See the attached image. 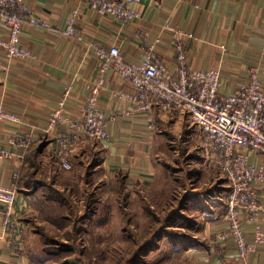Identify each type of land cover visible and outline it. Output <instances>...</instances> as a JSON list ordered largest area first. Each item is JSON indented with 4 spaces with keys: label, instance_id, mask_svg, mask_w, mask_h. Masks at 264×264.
Returning <instances> with one entry per match:
<instances>
[{
    "label": "crops",
    "instance_id": "crops-1",
    "mask_svg": "<svg viewBox=\"0 0 264 264\" xmlns=\"http://www.w3.org/2000/svg\"><path fill=\"white\" fill-rule=\"evenodd\" d=\"M121 1L142 11L143 17L121 23L112 16L99 15L82 0H25L27 13L21 42L31 52L30 57L11 59L0 49V108L21 119L20 122H0V148L8 146L11 138L32 134V143L22 160H0V184L11 187L15 183L18 207H24L15 223L16 230L4 229L0 214V264H31L23 253V237L20 236V228L23 233L26 229L24 215L31 203L28 193L19 186L26 168L25 157L43 143L40 160L47 152H53L59 163L53 141L69 127L66 123L49 130L50 114L70 89L67 115L80 119L81 107L98 76L96 46L119 47L127 62L144 60L154 46L157 57L174 67L173 33L166 28L170 25L193 34V38L184 39L190 65L202 70L220 67L223 93L231 94L245 86L251 67L259 68L264 88V0ZM76 7L80 10L76 36L68 37L64 34L67 17ZM0 34H8L1 22ZM119 90L133 92L134 88L127 80L109 72L98 98L99 107L108 118L109 138L77 141L70 154L72 167L69 170L81 163L87 153L92 158L99 156L100 165L105 169L99 177L110 176V183L124 179V188L141 189L146 193L140 199L141 204H148L166 174L160 153L169 140L163 135L164 130H157L156 122L165 120L168 124L174 115L190 116L184 110L158 106L153 111L151 128L147 115L132 113L133 107L116 95ZM191 127L187 129L186 139L197 148L193 137L196 132L191 131ZM202 149L209 157L206 147ZM251 160L264 164V155L254 154ZM256 188L264 201V183L256 184ZM212 190L195 189L187 192L182 200V207L195 206L199 210L200 214L194 216L197 226L213 231L197 242L204 243L203 249H192L193 254L203 257L205 264H264V244L258 245L246 259L239 258L232 240L224 246L212 245L216 232L226 226L224 214L227 213L229 185H219ZM259 223L264 227V218H260ZM242 225L247 241L252 243L255 224L243 214Z\"/></svg>",
    "mask_w": 264,
    "mask_h": 264
},
{
    "label": "built area",
    "instance_id": "built-area-1",
    "mask_svg": "<svg viewBox=\"0 0 264 264\" xmlns=\"http://www.w3.org/2000/svg\"><path fill=\"white\" fill-rule=\"evenodd\" d=\"M82 1L99 15L112 16L121 23L143 17L142 11L121 0ZM26 13L25 0H0V22L8 30L7 36L0 34V49L4 50L8 58L24 59L31 55L21 42ZM79 15L77 7L70 11L64 30L66 36H76L75 26ZM166 28L173 33L174 67L157 57L154 46L150 47L147 57L139 62H127L117 46L95 47L98 76L81 107L80 119L74 120L67 115L70 89L50 114L49 130L66 123L69 127V130L58 133L54 138L56 156L61 167L69 170L72 167L70 154L77 141H104L109 138L108 118L100 109L98 98L105 85L106 75L109 72L116 73L134 88L133 92L119 90L116 95L133 107L132 113L147 115L151 128L153 111L158 106L186 111L199 128L211 163L229 182L227 227L217 233L216 240L222 246L232 240L239 258L246 259L258 245L264 244V227L259 223V219L264 218V201L256 188V184L264 183V164L251 160L254 154L264 155V88L259 68L249 69L245 86L225 94L221 91L219 66L202 70L189 64L184 39L193 38V34L170 25H166ZM20 120V117L0 108V122ZM31 143V133L11 138L8 146L0 148V160H22ZM15 186V183L11 187L0 184V214L3 215L4 229L16 230L15 223L24 209L18 207ZM243 214L255 224L252 243L247 241L243 230ZM20 231L23 237L21 228Z\"/></svg>",
    "mask_w": 264,
    "mask_h": 264
},
{
    "label": "rangeland",
    "instance_id": "rangeland-1",
    "mask_svg": "<svg viewBox=\"0 0 264 264\" xmlns=\"http://www.w3.org/2000/svg\"><path fill=\"white\" fill-rule=\"evenodd\" d=\"M170 119L168 124L156 122L157 130H164L169 140L160 153L166 174L147 205L141 204L146 194L141 189L127 190L119 182L110 183V176L99 177L105 169L95 154V158L85 154L81 163L67 171L60 168L53 152L39 158L37 176H25L42 185L24 215L27 223L21 246L31 264H205L191 250H202L204 243L197 242L213 231L197 226L194 216L199 210L195 206L181 209V202L187 192H204L229 182L203 153L204 136L191 118L182 114ZM191 125L197 148L187 140ZM68 179L74 181L69 190L63 185ZM59 193L68 196L64 207ZM160 231L162 236L153 239ZM215 241L213 246L221 245Z\"/></svg>",
    "mask_w": 264,
    "mask_h": 264
},
{
    "label": "trees",
    "instance_id": "trees-1",
    "mask_svg": "<svg viewBox=\"0 0 264 264\" xmlns=\"http://www.w3.org/2000/svg\"><path fill=\"white\" fill-rule=\"evenodd\" d=\"M43 148H44V144L42 143L41 145H38L37 147H34L33 149H31L29 154H27V156L25 157V163H26L25 170H28V171H27L26 175H24V172H25V170H24L19 186L21 187V189H23L24 191H26L28 193V195L30 196L31 202L36 201L35 198H36L37 194L39 193V190H40L42 185L39 184L38 181H35V179H31V178L25 179V178L37 176L36 174L39 171L38 169L40 168L39 167L40 162L38 160L40 158V154H41ZM59 175L60 174H58L56 176H59ZM54 178H56V177H54ZM73 182H74L73 180L68 179V180H65L63 185L67 188V190H69L70 187L74 184ZM117 182H119L120 186L122 188H124V183H125L124 179H118ZM59 195H61L59 204L64 207L68 202V196L64 193L63 194L59 193ZM44 201L47 203V197L45 198ZM49 201H52V200L50 199ZM181 208H184V207H182V202H181ZM161 236H162V232L160 231V232L155 233L153 235V239H158Z\"/></svg>",
    "mask_w": 264,
    "mask_h": 264
}]
</instances>
